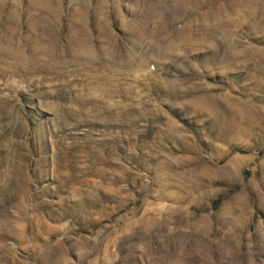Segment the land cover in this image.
Instances as JSON below:
<instances>
[{"label":"rangeland","instance_id":"rangeland-1","mask_svg":"<svg viewBox=\"0 0 264 264\" xmlns=\"http://www.w3.org/2000/svg\"><path fill=\"white\" fill-rule=\"evenodd\" d=\"M0 264H264V0H0Z\"/></svg>","mask_w":264,"mask_h":264}]
</instances>
